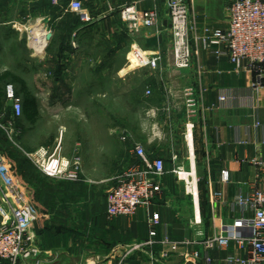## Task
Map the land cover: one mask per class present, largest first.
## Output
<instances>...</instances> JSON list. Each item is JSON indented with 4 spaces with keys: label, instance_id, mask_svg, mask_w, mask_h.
Instances as JSON below:
<instances>
[{
    "label": "crops",
    "instance_id": "obj_1",
    "mask_svg": "<svg viewBox=\"0 0 264 264\" xmlns=\"http://www.w3.org/2000/svg\"><path fill=\"white\" fill-rule=\"evenodd\" d=\"M69 1L24 0L16 9L31 17L20 26L40 27L51 33L39 55L46 71L44 79L36 80L38 87L50 84L52 104L70 101L85 105L112 95L125 96L131 109L128 118L120 119L119 127H84L69 147L63 135L54 134L36 142L34 152L51 149L58 142V158L77 156L81 162V153L89 152L92 169L106 172L93 178L82 169L81 180L112 185L118 174L139 161L133 150L139 143L149 158L163 159L165 172L160 177L161 192L131 216L108 219L105 199L96 209L87 201L86 208L73 203L67 211L68 225L74 227L81 214L92 216V220L103 222L104 231L95 238L75 235L69 226L66 228L71 231L65 233L55 224L46 229V224L55 220L34 205L38 219L31 229L44 264H226L229 254L243 256L234 241L207 251L197 244L162 242L166 237L171 241L202 240L217 232L222 222L231 223L239 215L231 205L237 191L264 187V164L255 163H264V63L259 75L248 69L236 72L227 58L215 56L194 40L205 29L227 27L230 0H190L188 25L195 29L189 32L192 58L185 68L172 64L170 45L167 47L171 37L167 0H81L91 17L87 23L68 9ZM126 5L154 10L157 25L129 37L119 16L120 8ZM11 9L9 0L0 2L1 17L11 15ZM11 24L12 20L0 18V41L12 37L30 50L28 40L34 33L26 35L21 27ZM154 54L161 56L157 66L141 61ZM257 81L259 88L255 89ZM146 87H150V94H146ZM187 87L197 95L191 129L186 128L189 119L183 97ZM102 136L116 139L118 146L107 149L99 139ZM109 151L110 155H105ZM177 166L182 170L179 176ZM222 170L228 172L226 181L221 178ZM154 215L157 222L150 225ZM195 216L200 223L193 222ZM151 228L156 231L155 243L127 252L131 243L147 240ZM195 249L199 256L192 258L189 255ZM163 252L166 257H162ZM151 256L158 261L152 263Z\"/></svg>",
    "mask_w": 264,
    "mask_h": 264
},
{
    "label": "built area",
    "instance_id": "obj_2",
    "mask_svg": "<svg viewBox=\"0 0 264 264\" xmlns=\"http://www.w3.org/2000/svg\"><path fill=\"white\" fill-rule=\"evenodd\" d=\"M57 4L59 0H50ZM192 2L190 0H167L171 34L172 64L178 68L188 67L192 58V45L189 32L194 26L188 25V16ZM68 9L76 13L81 22L87 23L91 17L81 0H70ZM228 24L225 28L205 29L201 36L194 40L203 49H210L217 57H225L239 72L244 69L254 71L259 75L264 63V0H230L227 6ZM119 16L127 31L138 34L143 28H153L157 25L158 17L154 10H139L134 5H126L119 10ZM45 44L35 48L29 38L30 47L35 55H41L45 49L47 39L43 32ZM139 58L141 55H138ZM159 54H154L142 62L157 66ZM142 58V57H141ZM259 80V79H258ZM260 81L253 86L258 89ZM146 94L150 90L146 89ZM5 97L11 102L13 116L21 115V99L16 94L12 84L5 85ZM186 116L189 122L186 128H192V118L197 114V95L192 87L183 90ZM225 96L220 95L224 100ZM125 138V135L122 136ZM59 142L53 147H43L31 153V157L40 170L47 177H57L68 181L81 180L82 167L79 157L73 159L58 158ZM134 153L139 161L118 174L114 183L106 194V217L112 219L119 216H131L141 206H148L161 190L160 177L165 172L162 158H149L145 149L139 143L134 144ZM2 159L0 157V165ZM53 163V164H52ZM263 165L261 161H255ZM175 172L182 173L177 166ZM2 175V174H1ZM0 175V264H44L45 259L35 241L32 231L33 223L38 219V213L31 203L22 186L14 181L10 175ZM222 180L228 179V172L221 171ZM231 205L238 211V217L231 223H221L219 230L206 236L202 240L171 241L167 237L162 242L169 244H197L205 251L213 248H223L231 241L236 243L243 256L229 254L225 257L226 264H264V187L253 186L249 191H237ZM157 222V216L149 219L150 225ZM194 223L201 219L194 217ZM154 228L149 230V238L145 241L128 245L127 252L141 251L146 246L155 243ZM166 252L162 257H166ZM192 258L199 256V250H193ZM152 263L158 261L151 256ZM206 260L209 257L206 255Z\"/></svg>",
    "mask_w": 264,
    "mask_h": 264
},
{
    "label": "rangeland",
    "instance_id": "obj_3",
    "mask_svg": "<svg viewBox=\"0 0 264 264\" xmlns=\"http://www.w3.org/2000/svg\"><path fill=\"white\" fill-rule=\"evenodd\" d=\"M9 1L12 8L11 15L0 16V18L12 20L11 25H14L16 28L21 27V30L24 31L26 35L34 33L32 27L28 28L26 25L25 27L24 25L20 26V23L27 22V20L31 18L29 16L25 17V15H22V12L19 13L16 11V9L19 10L18 7L24 0ZM0 2H2V0H0ZM15 12H18L19 15H14ZM124 30L128 33L127 35L129 37L133 36L127 31L125 26ZM15 31V29L12 30V32ZM25 41H27V38ZM0 42V72L4 68H8L24 77L27 85H29V89L36 96L40 112V116L36 123L29 124L22 116L14 117L12 114H8L6 108L8 106L11 107V102L8 100L6 101V108L0 112V157L2 159L0 175L4 173L10 175L14 181L22 186V189L28 195L33 206L37 205L44 210H47V208L43 206L40 200H37L34 192L37 184L30 181L29 176L23 173L27 169L37 172L40 176L44 177V182L49 186L53 187L56 184L69 183L72 185L71 191L77 190L84 192L83 195L79 196L80 203L78 205L80 207L87 202L90 207L102 206L104 199L106 201L107 190L111 186V183L99 181L83 182L84 187L79 189L80 183L82 182L68 181L62 178H47V176L45 177L36 167L31 153L34 152L36 142L53 137L54 134H57V136L63 135V140H66V145L69 147L78 137L77 135L82 133L84 127L92 130L103 127H119L120 123H122L120 119L123 116L129 117L131 105L128 99L125 96L112 97V95H107L106 98H103L100 102L95 100L85 105L82 103L74 104L70 101L66 103L58 101L52 104L49 101V97L52 93L50 84L45 82V86L42 88L38 87L36 82V80L44 79L42 74H44L46 70H43L42 62H40V60L42 61L43 59H41L39 55L33 54L31 47L30 50L27 49L26 51L24 45L15 40L13 41L12 37ZM169 45L171 48V37L170 43L167 42V47ZM7 84H12L14 90L17 91L16 84L10 82ZM149 88L150 87H146V89ZM19 97L21 99L20 95ZM60 113H64V115L56 118ZM128 120L130 124V119ZM99 139L109 150H114L118 146L117 140L112 137L107 136L105 138L102 136ZM97 142H99V140ZM110 153L111 151L106 152L105 155H110ZM68 154L71 155L72 153L69 152ZM81 154H86L84 159L83 155L81 156L82 169L84 171L88 170L93 178L99 175L101 176L106 172V170L102 168L92 169L91 161L89 160L90 156L88 155L89 152ZM90 154L93 155L94 153ZM22 158L27 161L19 166Z\"/></svg>",
    "mask_w": 264,
    "mask_h": 264
},
{
    "label": "trees",
    "instance_id": "obj_4",
    "mask_svg": "<svg viewBox=\"0 0 264 264\" xmlns=\"http://www.w3.org/2000/svg\"><path fill=\"white\" fill-rule=\"evenodd\" d=\"M8 82L16 84V94L21 96L22 109L20 116L29 124H35L40 116L36 96L29 89L26 80L21 75L9 69L0 72V112L6 108L7 99L5 97V85ZM6 109L8 114H13L12 107L8 106ZM26 161V159L22 158L19 166L26 163ZM23 173L29 176L30 181L37 184L34 191L37 200L41 201L43 206L47 208L46 211H48L50 216L55 220L53 224H46V229L50 230L51 226L55 224L57 227H60L64 233L71 231L66 228V226H69L68 220L70 219V215H68L67 211L73 203H80L79 196L83 195L84 192L77 190L71 191L72 185L69 183H60L53 187L49 186L44 182V177L40 176L37 172L30 171V169L25 170ZM79 182H82L79 186V189H81L84 187V181L79 180ZM82 207L86 208L87 204L84 203ZM92 208L96 209L98 207ZM78 220L79 221L74 227L69 226L74 229L75 235H88L91 239L95 238L97 234H102L104 231L103 222L92 220V216H83L81 214Z\"/></svg>",
    "mask_w": 264,
    "mask_h": 264
},
{
    "label": "bare ground",
    "instance_id": "obj_5",
    "mask_svg": "<svg viewBox=\"0 0 264 264\" xmlns=\"http://www.w3.org/2000/svg\"><path fill=\"white\" fill-rule=\"evenodd\" d=\"M38 26L40 25L38 24ZM43 35H44L43 30L40 27L34 28V39L31 42V44L34 45L35 48L40 49L45 44V39ZM193 182H194V179L192 180V184Z\"/></svg>",
    "mask_w": 264,
    "mask_h": 264
},
{
    "label": "water",
    "instance_id": "obj_6",
    "mask_svg": "<svg viewBox=\"0 0 264 264\" xmlns=\"http://www.w3.org/2000/svg\"><path fill=\"white\" fill-rule=\"evenodd\" d=\"M50 36H51V33L50 32H47L46 33V39H47V41L50 39Z\"/></svg>",
    "mask_w": 264,
    "mask_h": 264
}]
</instances>
